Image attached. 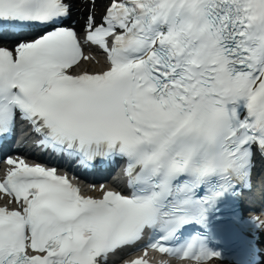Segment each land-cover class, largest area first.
Listing matches in <instances>:
<instances>
[{
  "label": "snow or ice",
  "instance_id": "obj_1",
  "mask_svg": "<svg viewBox=\"0 0 264 264\" xmlns=\"http://www.w3.org/2000/svg\"><path fill=\"white\" fill-rule=\"evenodd\" d=\"M69 15L66 0H0V34L21 33L0 46V135L19 118L84 166L124 159L131 192L83 196L55 169L8 159L0 192L19 208L0 207V264H108L146 231L138 247L223 258L210 246L223 209L264 158V0H108L86 22L84 41L109 65L94 74L67 72L82 57L60 26ZM235 264H264L258 236Z\"/></svg>",
  "mask_w": 264,
  "mask_h": 264
},
{
  "label": "bare ground",
  "instance_id": "obj_2",
  "mask_svg": "<svg viewBox=\"0 0 264 264\" xmlns=\"http://www.w3.org/2000/svg\"><path fill=\"white\" fill-rule=\"evenodd\" d=\"M73 9H78V12L75 14V17H78L80 11L86 12L90 8V3L85 2V0H69ZM102 5H104V0H95L93 5V10H98Z\"/></svg>",
  "mask_w": 264,
  "mask_h": 264
}]
</instances>
